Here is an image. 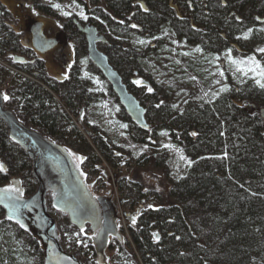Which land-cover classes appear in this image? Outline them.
<instances>
[{
  "label": "rangeland",
  "instance_id": "1",
  "mask_svg": "<svg viewBox=\"0 0 264 264\" xmlns=\"http://www.w3.org/2000/svg\"><path fill=\"white\" fill-rule=\"evenodd\" d=\"M105 1L0 0V33L12 28L22 43L13 51L0 45V51L7 54L0 56V90L9 97L8 88L24 79L23 74L14 75L13 69L27 72L28 77L37 80L38 86H44L41 92H48L47 88L50 89L54 81L58 82L57 92L50 89L51 93H45L33 107H43L53 117V121L43 124L42 128L51 142H61V148L70 157L99 214L98 221L87 222V227L79 228L76 224L72 227L70 217L55 208V201L62 192L58 169L53 162L43 160L39 173L47 192V212L57 224L54 236L61 247L71 252L77 236V246L89 252L90 258L85 259L87 262L84 260L86 264H147L135 244L131 228L137 225L144 210L170 202L171 178H183L192 165L190 157L174 143L165 125L156 124L160 119L153 107L157 97L154 91L180 111L196 102L214 105L219 111L221 106L228 105L236 91L249 98L254 88H260L256 83L259 77L238 69L251 66L247 63L249 57L264 66V52L260 51L264 49V15L256 37H252L253 28H250L243 31L241 37L236 36L235 46H224L219 42L194 43L179 33L178 26L171 23L158 28L143 15L133 24L136 27L124 24L114 14L106 15L110 10ZM194 1L203 6L209 0ZM74 19L84 26L91 24L102 29L100 33L106 36L107 43H100V50L114 59L112 64L130 91L149 110L151 144L135 140L134 134L144 136V132L136 128L109 82L89 59L88 43L77 30ZM69 21L70 26H65ZM37 26L43 36L54 41L47 50L34 45ZM233 60L245 63L237 65ZM18 62L28 64L20 66ZM42 72L45 75L40 79ZM10 78L13 79L6 88ZM68 98L71 104L66 101ZM9 99H3L8 110L12 108ZM16 106L22 117L31 113V105L25 99H19ZM217 120L223 128L230 126L223 117ZM228 138L227 135L222 148L227 154L231 148ZM2 146L0 163L5 170L0 171V189H13L5 193L19 200L27 199L39 185L34 178L33 162L31 159L25 162L24 147L18 141ZM150 156V164L138 165ZM42 213L43 204L38 200L24 208L22 218L11 224L0 205V264H44L41 247L43 250L47 247L43 236L47 227ZM18 220L24 224L23 228ZM107 223L115 230L116 239L106 237L110 234ZM34 235L41 240L40 247L35 246ZM84 236L92 243L97 238H109L106 251L92 252L88 241L80 242ZM51 254L60 264H75L62 253ZM253 264H264V250Z\"/></svg>",
  "mask_w": 264,
  "mask_h": 264
},
{
  "label": "trees",
  "instance_id": "2",
  "mask_svg": "<svg viewBox=\"0 0 264 264\" xmlns=\"http://www.w3.org/2000/svg\"><path fill=\"white\" fill-rule=\"evenodd\" d=\"M106 1L110 10L106 15L114 14L124 24L133 25L143 15L158 28L171 23L178 26L179 33L194 43L219 42L224 46H235L236 36L241 37L250 28L252 37H256L264 15V0H209L203 6L194 0ZM70 23L65 22V26ZM21 44L19 34L12 28L0 33L4 49L13 51ZM5 55V51H0V56ZM110 62L115 63L113 58ZM18 64L24 66L28 62ZM44 75L42 72L39 78ZM22 78L8 88L12 108H4L23 127L50 141L42 126L53 121V117L43 107L34 109L33 103L51 90L57 92L58 82L54 81L48 92H41L44 86H38V81L28 77L27 72ZM154 93L157 97L153 107L160 119L155 123L165 125L192 165L183 178H171L170 202L144 210L137 225L131 228L141 255L147 264H253L264 250V89L254 88L249 98L236 91L219 111L214 105L198 102L180 111L163 95ZM19 99L31 105V113L26 117L16 106ZM66 101L72 103L69 98ZM221 117L230 128H223L217 120ZM136 128L145 134H134L138 143L153 142L148 138L149 129L137 125ZM225 135L229 136V154L222 149L226 145ZM12 140L24 147L22 155L28 163L32 154L26 145L31 140L13 136L0 116V148L8 142L14 144ZM53 144L61 148V142ZM150 161L151 156L138 165L146 166Z\"/></svg>",
  "mask_w": 264,
  "mask_h": 264
},
{
  "label": "water",
  "instance_id": "3",
  "mask_svg": "<svg viewBox=\"0 0 264 264\" xmlns=\"http://www.w3.org/2000/svg\"><path fill=\"white\" fill-rule=\"evenodd\" d=\"M77 30L84 34L88 43V55L89 59L94 65L101 71L103 76L111 85L113 91L116 93L121 104L124 106L127 114L130 116L132 121L142 129H152V124L147 118V108L142 105L139 99L134 95L127 84L124 82L123 76L120 72L112 65L109 56L99 48L100 43H107V38L104 34H101L98 27L95 25L88 24L84 26L74 19ZM44 41V36L40 32V27H36L34 31V45L38 49H43L41 43ZM53 43V42H52ZM52 47L53 44H49ZM45 47V46H44ZM264 116V110H262ZM0 116L7 122L10 127L13 136L18 138L26 137L31 140L33 145H37L42 148L46 159H53L54 164L60 169V182L63 193L57 200L56 205L62 209L63 212L67 213L71 221L78 225L83 226L87 222L98 221V208L87 190L82 178L72 164L70 157L57 145L45 139L38 132L29 130L20 124L14 114L4 108L3 95L0 92ZM37 167L40 168V162L38 161ZM39 164V165H38ZM38 168V169H39ZM36 176L41 182L39 197L42 195L43 213L46 219L52 220L48 214L47 209L44 206V196L46 188L44 186L42 177L36 169ZM44 189V190H43ZM0 205L5 207L11 218L17 217L18 212L10 213L9 208L6 207L8 204L19 205V210L27 207L28 204L34 202V199L29 201H21L8 193L0 192Z\"/></svg>",
  "mask_w": 264,
  "mask_h": 264
},
{
  "label": "flooded vegetation",
  "instance_id": "4",
  "mask_svg": "<svg viewBox=\"0 0 264 264\" xmlns=\"http://www.w3.org/2000/svg\"><path fill=\"white\" fill-rule=\"evenodd\" d=\"M38 27V26H37ZM35 30H36V28H35ZM34 30V31H35ZM54 43V41L52 40V39H48L47 37H45L44 36V41H43V43H41V46L43 47V49L44 50H47V49H49L50 48V43L51 44H53ZM45 46V47H44ZM26 142H27V140H26ZM26 148H28V150H29V152L32 154V156H31V160H32V162H33V174H34V178H35V180L39 183V185H38V188H37V190H36V192H34V193H31L29 196L30 197H28L27 199H22L21 201H29V200H31V199H34L35 198V200H34V202L33 203H31V204H28L27 205V207H29V206H31V205H34V204H36L37 203V201L39 200L40 202H41V204H42V195H40L39 197H37L38 196V193L40 192V180H39V178H37V176H36V169H37V171H38V173L40 172V168L39 167H37V164L36 163H38V161L41 163L43 160H49V161H51V162H53L54 163V160L53 159H46L45 158V156L44 155H41L40 153L41 152H43V150H42V148L41 147H39V146H37V145H33L32 143H31V141L29 142V144L28 145H26ZM39 165V164H38ZM41 165V164H40ZM56 166V168L58 169V172H59V175H60V169H59V167L57 166V165H55ZM39 168V169H38ZM40 174V173H39ZM41 176V175H40ZM61 188H62V186H61ZM44 190V189H43ZM33 192V191H32ZM62 193H63V190H62V192H61V195H62ZM61 195L56 199V201H55V208H56V203H57V200L61 197ZM46 196H47V192L45 193V197H44V204H45V207H46V209H48L47 208V206H46ZM19 200V199H18ZM3 207V206H2ZM26 207V208H27ZM4 208V210H5V213L7 214V218L9 217V214H8V211H7V209L5 208V207H3ZM57 208H59L58 206H57ZM56 208V209H57ZM60 209V208H59ZM22 210H24V209H20L19 210V213H18V215H17V217H15V218H8V221L12 224L14 221H16L17 219H21L22 218V214H21V211ZM58 210V209H57ZM59 212H61V210H58ZM63 212V211H62ZM64 213V215L65 216H67L68 217V214H66L65 212H63ZM42 215H43V218H44V220H45V225H46V227H47V229H46V232H45V234H43V236H44V238H45V240H46V242H47V247L45 248V250H43V247H41V249H42V252H43V261H44V264H60V263H58L54 258H53V256H52V254L51 253H53V252H59V253H62V255H64V256H66V257H69L70 258V260H72L75 264H86L85 262H87V260H85V259H88V258H90V256H89V252L87 251V252H84L86 249L84 248V247H82V246H77V241L79 240L78 239V237L76 236L74 239H75V241H73V243H74V247L72 246V251L71 252H66L62 247H61V244H60V241L54 236V233H55V231H56V228H57V224L56 223H54L53 222V220H50V219H46V217L44 216V213H42ZM50 215V214H49ZM51 216V215H50ZM89 225V223H86V225H84V226H82V227H79V228H84V227H87ZM106 228H108V232H110V234H108L106 237H110V238H112V239H116L117 238V236H114V231L111 229V227H110V225L107 223L106 224ZM78 230V229H77ZM81 232V231H80ZM35 236V235H34ZM33 236V241H34V243H35V246H41V244H40V239L37 237V236H35L34 237ZM85 237V236H84ZM80 239H81V237H80ZM83 239V238H82ZM109 239V238H108ZM108 239H99V238H97L93 243L91 242V239L90 238H88L87 236L83 239V240H80V242L83 244V241H88L89 243V246H90V250L92 251V252H94L95 254H97L98 253V251L100 250V253H103L104 251H106V246L109 244V242H108ZM84 260H85V262H84Z\"/></svg>",
  "mask_w": 264,
  "mask_h": 264
},
{
  "label": "snow or ice",
  "instance_id": "5",
  "mask_svg": "<svg viewBox=\"0 0 264 264\" xmlns=\"http://www.w3.org/2000/svg\"><path fill=\"white\" fill-rule=\"evenodd\" d=\"M54 6L59 7V5H54ZM84 18L86 19L87 17H84ZM133 27H136V25H133ZM260 51L264 52V49H260ZM232 63L239 65V64H244L245 61L233 60ZM247 63L250 64L251 66L247 68H239L238 70L245 72V74H247V72L255 73V75L259 77V79L256 80V83L259 85L260 88L264 89V66H261V64L258 61H256L255 58L253 57H249ZM149 91H151V89H149ZM3 99L8 100L9 97L5 94L3 95ZM4 170H5L4 165L0 163V171H4ZM9 191H13V189H9V188L0 189V192H9ZM15 191H19V190L15 189ZM6 207L9 208L10 213L19 211V205L17 204H8L6 205ZM8 218L10 219L11 215H9ZM17 223H20V221L18 220ZM20 227L23 228L24 224L20 223ZM81 231H83V229H81Z\"/></svg>",
  "mask_w": 264,
  "mask_h": 264
},
{
  "label": "built area",
  "instance_id": "6",
  "mask_svg": "<svg viewBox=\"0 0 264 264\" xmlns=\"http://www.w3.org/2000/svg\"><path fill=\"white\" fill-rule=\"evenodd\" d=\"M13 71L15 72L14 73V75L16 74V73H20V74H23L22 72H20V71H18L17 69H13ZM13 78H10L7 82V84H6V88H8L9 86H10V84H11V80H12Z\"/></svg>",
  "mask_w": 264,
  "mask_h": 264
},
{
  "label": "bare ground",
  "instance_id": "7",
  "mask_svg": "<svg viewBox=\"0 0 264 264\" xmlns=\"http://www.w3.org/2000/svg\"><path fill=\"white\" fill-rule=\"evenodd\" d=\"M263 114V113H262ZM56 208H57V205H56ZM58 210H61V212H62V209H59V208H57ZM67 214V213H66ZM68 217H69V215H68ZM70 222H71V224L72 225H74V223L71 221V219H70Z\"/></svg>",
  "mask_w": 264,
  "mask_h": 264
}]
</instances>
